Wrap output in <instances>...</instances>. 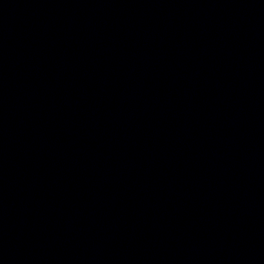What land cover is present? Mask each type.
<instances>
[{
	"label": "water",
	"instance_id": "water-1",
	"mask_svg": "<svg viewBox=\"0 0 264 264\" xmlns=\"http://www.w3.org/2000/svg\"><path fill=\"white\" fill-rule=\"evenodd\" d=\"M0 264H264V0H0Z\"/></svg>",
	"mask_w": 264,
	"mask_h": 264
}]
</instances>
